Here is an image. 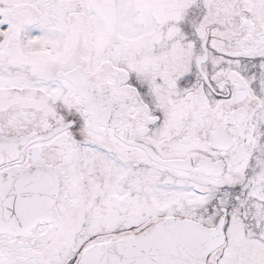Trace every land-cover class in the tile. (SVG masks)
I'll list each match as a JSON object with an SVG mask.
<instances>
[{
  "label": "snow or ice",
  "instance_id": "obj_1",
  "mask_svg": "<svg viewBox=\"0 0 264 264\" xmlns=\"http://www.w3.org/2000/svg\"><path fill=\"white\" fill-rule=\"evenodd\" d=\"M0 264H264V0H0Z\"/></svg>",
  "mask_w": 264,
  "mask_h": 264
}]
</instances>
